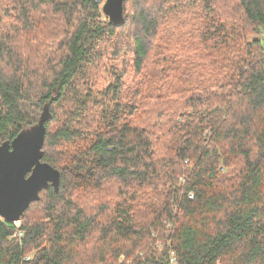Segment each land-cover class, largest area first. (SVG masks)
<instances>
[{
	"label": "trees",
	"instance_id": "obj_1",
	"mask_svg": "<svg viewBox=\"0 0 264 264\" xmlns=\"http://www.w3.org/2000/svg\"><path fill=\"white\" fill-rule=\"evenodd\" d=\"M102 1L0 0V145L49 101L61 172L0 264H264V0Z\"/></svg>",
	"mask_w": 264,
	"mask_h": 264
},
{
	"label": "water",
	"instance_id": "obj_2",
	"mask_svg": "<svg viewBox=\"0 0 264 264\" xmlns=\"http://www.w3.org/2000/svg\"><path fill=\"white\" fill-rule=\"evenodd\" d=\"M101 11L111 25L126 21L125 0H103ZM52 117L47 101L38 121L22 128L13 139L0 145V216L19 220L31 202L40 199L43 189L59 190L61 172L44 161L46 121Z\"/></svg>",
	"mask_w": 264,
	"mask_h": 264
},
{
	"label": "built area",
	"instance_id": "obj_3",
	"mask_svg": "<svg viewBox=\"0 0 264 264\" xmlns=\"http://www.w3.org/2000/svg\"><path fill=\"white\" fill-rule=\"evenodd\" d=\"M192 196V195H191ZM14 223L17 225L18 229H17V234L18 235H22L23 234V230L20 228V225L22 223V219H19V220H15ZM29 258V257H28ZM170 261H171V264H179L178 263V260H177V256H176V253L174 250L171 251L170 253Z\"/></svg>",
	"mask_w": 264,
	"mask_h": 264
},
{
	"label": "rangeland",
	"instance_id": "obj_4",
	"mask_svg": "<svg viewBox=\"0 0 264 264\" xmlns=\"http://www.w3.org/2000/svg\"><path fill=\"white\" fill-rule=\"evenodd\" d=\"M264 32V31H263ZM256 35L255 34H250L249 36H248V38L249 39H252L253 37H255ZM263 38H264V33H263ZM147 74H150V75H152L153 74V67H150V68H148V70H147ZM167 116H169V114L168 113H165V114H163L162 115V118H160V120H162V119H166V117ZM135 117H137V118H139V114L138 115H135ZM139 123H144L143 122V120L141 119V118H139ZM189 161V159L187 158V162ZM110 183V182H109ZM175 210H177V205H175ZM23 220V219H22Z\"/></svg>",
	"mask_w": 264,
	"mask_h": 264
}]
</instances>
